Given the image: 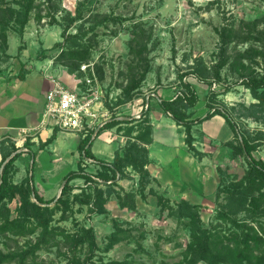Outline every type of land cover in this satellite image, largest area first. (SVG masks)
I'll list each match as a JSON object with an SVG mask.
<instances>
[{"label":"rangeland","instance_id":"obj_1","mask_svg":"<svg viewBox=\"0 0 264 264\" xmlns=\"http://www.w3.org/2000/svg\"><path fill=\"white\" fill-rule=\"evenodd\" d=\"M28 2L29 19L19 22L17 13ZM78 9L80 17L72 22ZM231 28L235 32L226 46L221 81L210 89L193 76L186 79L202 100L197 115L206 114L203 103L213 98L210 90L229 88L214 104L229 109L242 129L264 131L260 121L247 116L246 108L258 100L242 83L264 70V0H0V74H23L35 63L63 67L80 81L94 74L115 116L144 115L155 105L148 95L183 89L178 77L188 66L200 59L208 68L215 66L223 44L220 33ZM85 64L88 74L81 72ZM134 94L139 95L130 100ZM143 115H137L142 118L139 134L147 126ZM206 150L199 151L214 161L218 185L208 201L194 204L202 227L220 238L233 237L231 245L243 236L245 223L252 235H261L264 216L230 203L218 191L220 182L225 189L244 178L247 161L230 146L213 142ZM255 156L264 160V144ZM92 164L82 169L101 171ZM139 181L132 167L113 183L72 181L73 189L49 205L44 227L24 235L0 233V264H187L192 231L190 220L179 213L181 199L151 186L152 180L145 187ZM23 205L20 193L0 204V225L21 218L29 228L37 226L22 212ZM246 207L253 208L250 202ZM111 235L117 238L114 244Z\"/></svg>","mask_w":264,"mask_h":264},{"label":"crops","instance_id":"obj_2","mask_svg":"<svg viewBox=\"0 0 264 264\" xmlns=\"http://www.w3.org/2000/svg\"><path fill=\"white\" fill-rule=\"evenodd\" d=\"M35 64L23 74H19L20 71L0 74V174L2 167L19 153L13 165L12 181L18 184L28 175L33 176L35 192L53 203L61 194L64 177L85 166L87 160H83L79 151L80 134L60 130L54 122L44 119L46 95L53 88L52 78L60 79L71 90L79 89L81 83L63 67ZM175 94L172 90L148 95L150 103H155L153 109L146 115L137 114L150 120V141L139 136L141 126L138 124L142 118L131 113L130 117L118 116L121 123L98 137L93 136L91 149L96 157L112 162L116 151H122L129 142L141 143L149 150L150 163L146 168L151 175V186L156 184L170 197L203 204L214 195L218 174L209 155L199 159L188 150L185 128L161 110L160 99H172ZM56 129V139L42 147ZM192 132L195 146L205 153L208 144L221 145L234 138L231 127L221 115L195 125ZM4 156H7L5 161Z\"/></svg>","mask_w":264,"mask_h":264},{"label":"trees","instance_id":"obj_3","mask_svg":"<svg viewBox=\"0 0 264 264\" xmlns=\"http://www.w3.org/2000/svg\"><path fill=\"white\" fill-rule=\"evenodd\" d=\"M31 9L32 2L22 5V10L17 13L19 22L26 23L28 21ZM79 15L78 9V15L71 19L72 22L76 21L80 17ZM234 32L235 30L231 28L223 29L220 33L223 44L221 47L220 60L215 66L208 68L201 59L194 65L188 66L186 71L178 77V81L183 89L178 90L172 99L161 98L159 105L164 114L169 115L178 125H182L185 128V143L188 146V150L199 159L204 157L205 154L200 152L195 146V137L192 132L193 127L211 119L215 115L224 117L234 133V138L221 145L230 146L232 150L234 148V150L239 151L248 163V170L244 178L232 184L231 187L222 189L220 182V190L218 191L224 192L230 203H236L241 205L243 210L255 212L264 216V193L261 192L264 188V160L256 158L255 156L260 146L264 144V131L257 130L255 132H250V130L242 129L229 109L226 107L221 108L214 104L215 98L218 95L227 93L229 88L217 91L210 90L212 91L213 98L208 97L203 103L207 108L206 114L202 116L196 115V107L202 100L196 88L186 80L188 77L193 76L199 82L209 85L210 89L214 82L221 81V70L228 64L226 46L228 45L230 36ZM61 45L62 44L57 43L55 47ZM72 55L75 58L81 59V57L74 54V52H72ZM86 73L88 74V72ZM242 83L250 90L254 99L258 100L257 104H252L249 108H246L249 112L247 116L255 118L264 125V70L261 74L247 76L243 79ZM138 95L139 94H134L130 100L136 98ZM148 100H150V98ZM187 109L193 111L187 113ZM250 110L253 112H250ZM144 115L146 114L144 113ZM143 121L147 126L139 136L150 141L152 133L149 124L150 120L146 117ZM119 123H121L119 117L113 115L112 118L105 122L98 130L95 137H98L100 134L115 127ZM57 132L58 129L54 131L53 136L46 144H42V147L53 142L56 139ZM93 134L94 131H90L82 137L79 151L83 160L88 159L98 164L101 171L97 174H90L85 172L80 166L78 171L68 173L64 177L66 184L63 187L59 199L73 189L71 182L76 179H84L85 182H92L96 179H100L105 183H113L119 175L124 174L127 167H132L140 174L139 183L141 186L145 187L146 184L151 182L150 172L146 168L150 163L149 150L146 146L136 141L129 142L122 151H116L112 162H107L96 157L92 152ZM19 157L20 154L18 153L9 160L0 174V177H2L0 181V204L4 203L6 200L13 199L17 193H20L24 201L22 212L33 217L37 221V226L29 228L25 221L20 218V220L5 222L0 225V233L13 232L15 235H24L26 233H34L37 229L36 227H44L46 215L49 213V205L53 201H45L35 192L32 184L33 176L28 175L20 184H15L12 181L13 165ZM6 159L7 156H4L3 161ZM256 193H259V196H255ZM31 198H34L35 202H30ZM159 199L161 201L164 198L160 196ZM249 202L253 208L246 207ZM177 207L180 215L190 220L189 225L192 231V241L186 251L187 264H199L202 261L208 264H264V227L261 229V235H258L257 232L255 235H252L247 231L246 227L248 225L245 223L243 225L245 228L243 236H237L235 241L238 243L236 245H231L230 241L233 237L225 236L220 238L213 235L208 229L202 227L197 206L187 200L181 199L180 202L177 203ZM88 233L92 234V230H89ZM92 235H90V237L93 244L94 238ZM110 240L111 243L114 244L117 238L111 235ZM114 264L121 263L114 262Z\"/></svg>","mask_w":264,"mask_h":264},{"label":"built area","instance_id":"obj_4","mask_svg":"<svg viewBox=\"0 0 264 264\" xmlns=\"http://www.w3.org/2000/svg\"><path fill=\"white\" fill-rule=\"evenodd\" d=\"M88 67V64L83 65L81 71L86 73ZM52 81L53 88L46 95L43 117L54 122L60 130L76 132L82 137L94 131L95 137L114 115L106 103L107 91L94 74L85 76L77 90L69 89L60 79L52 78Z\"/></svg>","mask_w":264,"mask_h":264},{"label":"water","instance_id":"obj_5","mask_svg":"<svg viewBox=\"0 0 264 264\" xmlns=\"http://www.w3.org/2000/svg\"><path fill=\"white\" fill-rule=\"evenodd\" d=\"M3 168H4V166L2 167V170H3ZM1 179H2V177H0V181H1ZM65 184H66V181L63 182L62 187L60 189V193L62 192L63 187L65 186Z\"/></svg>","mask_w":264,"mask_h":264}]
</instances>
